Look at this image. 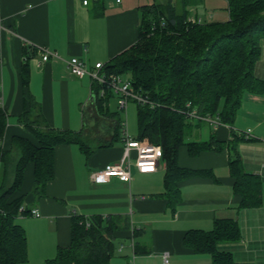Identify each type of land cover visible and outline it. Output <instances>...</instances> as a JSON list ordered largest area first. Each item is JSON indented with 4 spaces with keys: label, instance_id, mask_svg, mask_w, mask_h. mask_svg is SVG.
Returning <instances> with one entry per match:
<instances>
[{
    "label": "crops",
    "instance_id": "crops-1",
    "mask_svg": "<svg viewBox=\"0 0 264 264\" xmlns=\"http://www.w3.org/2000/svg\"><path fill=\"white\" fill-rule=\"evenodd\" d=\"M146 1L88 0L84 4L83 0H0V108L6 114L2 149L11 150L16 157L17 151L11 149L14 136L37 144L36 137L17 120L28 108L29 97L38 103L50 127L82 130L90 148L86 154L77 143L55 145L54 176L39 199L32 193L33 163L27 164L20 190L13 195H24V205L39 212L38 216L20 214L16 218L26 234L25 264H46L59 246L69 244L72 213L119 214L125 218V227L114 232L116 248L111 264H163V252L168 253L169 264H213L209 253L194 251L183 238L190 229H212L219 218L236 219L240 231L238 240L222 242L219 249L229 251L235 262L264 264L262 93L245 90L231 124L213 128L207 123L208 130L200 132L199 123L188 134L189 140H207L213 135L227 142L233 134L240 137L236 148L242 169L261 182L259 205L240 206L241 195L234 189L227 146L195 155L186 145L179 147L178 165L195 173L176 181L173 203L164 194L166 165L162 158L154 172L139 173L132 167L129 182L117 177L107 182L91 180L92 171L117 162L122 154L123 138L112 141L115 121L109 115L117 105L111 110L108 100L103 104L108 112L101 110L104 107H100L90 79L71 74L65 60L78 57L92 66L97 61L106 63L128 48L138 37L140 5L152 3ZM206 1H192L187 6L188 17L201 20L195 6ZM208 17L207 21H225L228 9H213ZM25 44L36 48L27 58ZM40 46L56 55L43 61ZM254 73L264 79V38ZM1 178L0 163V182Z\"/></svg>",
    "mask_w": 264,
    "mask_h": 264
},
{
    "label": "trees",
    "instance_id": "trees-1",
    "mask_svg": "<svg viewBox=\"0 0 264 264\" xmlns=\"http://www.w3.org/2000/svg\"><path fill=\"white\" fill-rule=\"evenodd\" d=\"M192 1L179 0L178 8L174 0L140 5L137 40L104 63V70L128 76L132 88L155 104L137 103L138 132L132 138L162 147L161 158L166 165L164 194L170 203L177 197L176 181L195 173L178 165L179 147L186 145L189 153L195 155L201 150L221 151L227 146L234 189L241 195L240 206H257L262 199L261 182L242 169L236 148L241 138L233 134L227 142L218 141L213 135L207 140H189V132L199 122H193L185 110L195 109L199 114L218 116L222 123L231 124L245 90L264 94V79L254 73L264 38V0H226L229 17L225 21L191 20L187 6ZM35 50L33 45L23 47L26 58L29 51ZM101 87L92 83L102 108L113 95L109 90L100 95ZM28 103L17 120L36 137L37 144L24 137H12L11 149L17 151L16 157L11 150L1 147L6 114L0 108V264L27 261L25 230L16 218L30 214V209L24 205V195L13 197L20 190L27 164L33 163L32 193L39 199L54 176L55 145L77 143L86 154L90 149L82 130L52 128L38 103L30 97ZM101 110L108 112L105 107ZM121 113L118 109L109 113L115 121L112 141L122 138ZM70 222L69 244L59 246L46 264H111L116 248L114 232L125 227V218L119 214L72 213ZM239 238L236 219L219 218L210 230L186 231L183 242L196 252L209 253L213 264H246L235 262L229 251L218 247Z\"/></svg>",
    "mask_w": 264,
    "mask_h": 264
},
{
    "label": "built area",
    "instance_id": "built-area-1",
    "mask_svg": "<svg viewBox=\"0 0 264 264\" xmlns=\"http://www.w3.org/2000/svg\"><path fill=\"white\" fill-rule=\"evenodd\" d=\"M119 2L120 0H116ZM88 0H83L86 4ZM191 20H198L199 18H192ZM41 53V59L46 61L51 55H56L55 52L47 48L38 47ZM69 72L78 77H88L91 84L102 85L99 94L104 95L107 90L115 97L117 109L125 112L129 101H134L139 104H155L148 99L147 96L134 90L128 76L107 73L104 70V63L101 61L95 62L92 66H87L86 63L78 57H71L65 60ZM190 106V102L186 103ZM186 115L190 119L198 121H205L211 127L215 128L222 124L218 116L202 115L195 109L185 110ZM246 137L250 135V129L245 132ZM122 138L123 151L117 162L107 164L105 167L92 171L90 174L91 180L95 182H107L111 177H117L121 181L129 182L131 180V169L134 167L139 173H150L157 169L158 161L162 157V147L159 144L142 143L130 136L126 129L125 119L122 121ZM132 152L134 154L132 155ZM23 208L20 207V211ZM30 214L38 216L39 212L36 208L30 209ZM133 246V244H132ZM168 253H162L163 264H169Z\"/></svg>",
    "mask_w": 264,
    "mask_h": 264
},
{
    "label": "rangeland",
    "instance_id": "rangeland-1",
    "mask_svg": "<svg viewBox=\"0 0 264 264\" xmlns=\"http://www.w3.org/2000/svg\"><path fill=\"white\" fill-rule=\"evenodd\" d=\"M167 0H148L146 2H155L160 4H165ZM177 8L179 7V0H174ZM201 2L198 3L195 7L200 12L201 21H207L210 18L208 17V13H213V9L216 12L226 11V1L225 0H207L206 3ZM109 107L111 110L116 108V99L114 96H111L109 99ZM121 116L125 119L126 129L128 134L131 136H136L138 132V124H137V103L134 101H129L126 107L125 112L121 113ZM193 122L197 121L195 119H191ZM200 124V132H205L208 130L207 122L205 121H198Z\"/></svg>",
    "mask_w": 264,
    "mask_h": 264
}]
</instances>
